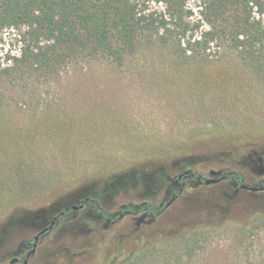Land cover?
Masks as SVG:
<instances>
[{
  "label": "rangeland",
  "instance_id": "374dc122",
  "mask_svg": "<svg viewBox=\"0 0 264 264\" xmlns=\"http://www.w3.org/2000/svg\"><path fill=\"white\" fill-rule=\"evenodd\" d=\"M19 48L0 33L1 61ZM0 91V264H264V79L235 59L141 50ZM89 200L111 218L167 209L112 224Z\"/></svg>",
  "mask_w": 264,
  "mask_h": 264
},
{
  "label": "trees",
  "instance_id": "16d2710c",
  "mask_svg": "<svg viewBox=\"0 0 264 264\" xmlns=\"http://www.w3.org/2000/svg\"><path fill=\"white\" fill-rule=\"evenodd\" d=\"M6 32L14 34L20 48L0 59V82L60 80L83 61L123 66L141 50L160 51L183 65L211 67L235 59L264 79V0H0V33ZM186 175L177 178L182 186ZM233 176L242 188V175L225 174ZM130 177L120 185L107 180L109 191L146 176L138 170ZM88 203L112 224L126 213L157 219L167 209L143 204L111 218L96 200ZM67 214L63 210L60 219ZM5 237L0 230V243Z\"/></svg>",
  "mask_w": 264,
  "mask_h": 264
},
{
  "label": "water",
  "instance_id": "95a60500",
  "mask_svg": "<svg viewBox=\"0 0 264 264\" xmlns=\"http://www.w3.org/2000/svg\"><path fill=\"white\" fill-rule=\"evenodd\" d=\"M217 181H218V180H207V181H206V184L210 185V184L216 183ZM253 190H254V191H257L258 189H257V188H253ZM81 207H83V206H81ZM77 209H78L77 206H73V207H72V210H77ZM49 229H50V228H45V229H44V230H43L38 236L35 237L34 241H35V242H38L39 239H40V236L43 235V234H45V233H47Z\"/></svg>",
  "mask_w": 264,
  "mask_h": 264
}]
</instances>
